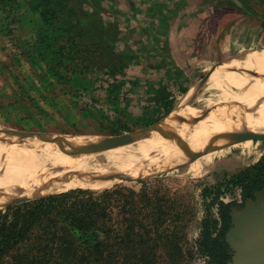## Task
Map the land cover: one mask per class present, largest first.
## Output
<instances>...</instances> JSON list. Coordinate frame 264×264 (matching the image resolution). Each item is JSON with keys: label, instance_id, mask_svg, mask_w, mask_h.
<instances>
[{"label": "rangeland", "instance_id": "obj_1", "mask_svg": "<svg viewBox=\"0 0 264 264\" xmlns=\"http://www.w3.org/2000/svg\"><path fill=\"white\" fill-rule=\"evenodd\" d=\"M133 1L137 7L136 13L141 17L148 15L149 5L159 0ZM194 4L202 22L225 11L222 7L228 5L226 0H195ZM115 6L121 15H118V21L122 34L127 33L136 23L129 11L133 6L131 0H88L87 5H80L78 9L80 13L87 11L90 20L94 18L99 27L111 32ZM77 7V0H0V130L23 129L26 133L32 131L48 138L47 141H41L34 136L21 140L16 136L0 134V152L3 146L12 148V140L18 139L59 163L116 164L125 162L128 157L130 159L127 161H131L159 137L168 124L179 122L182 115L186 116L183 122L185 126L190 124L194 114L185 112L176 117L183 105L195 107L199 114L207 113L205 116L208 119L231 116V99H225L224 96L230 93L243 94L256 78L264 77V55L261 56L264 50L252 52L243 62L234 61L217 67L209 79H204L201 74L190 77L191 89L187 91L182 86L180 91L175 90L174 103L169 111L163 109L157 113V105L152 101L136 100L130 107L132 122L124 129L119 114L124 110L128 112V107L121 102L119 106H113L108 100L107 83L104 82L106 78H97L101 75L98 70L103 69L107 62L93 61L85 56L84 64H70L68 69H61L56 66L57 62H53L52 53L39 44L40 41H46L44 38L48 34L47 41H52L53 28L60 27L63 21L66 24L68 20L74 19L73 13ZM71 9L75 10L71 12ZM46 11L47 14H43ZM84 49L85 53L92 51L86 46ZM189 49H193V43L185 50L179 47L177 57L181 66L187 68L188 74L193 75L195 70L205 67L207 63L198 58L195 60L193 54L187 53ZM257 59L255 69L250 70ZM245 73L250 77L246 89L240 91L235 86L219 90V86L228 85ZM259 102L264 104V97ZM15 109L21 120L16 123L4 117L7 111ZM228 119L236 120L234 117ZM200 122L194 123L178 137L166 159L146 178L62 190L27 191L24 193L28 194L25 198L10 203L1 202L0 211L5 213L8 207L71 191L101 193L106 189L123 187L129 193L134 192V209L137 211L141 209L146 213L149 209L147 200H153L154 197L169 209L165 223L155 233L160 264H215L206 255L204 233L206 229H209L212 237L221 233V203L229 204L234 225L228 239V264H264V251L254 255L250 246L252 226L260 219L258 214L264 205V191L242 207V189L230 183L263 160L264 140H248L237 144H226L223 140L219 142L221 145L210 142L191 152L203 153L207 149L225 147L203 153L192 161L186 155L190 148L181 153L174 151L186 133ZM162 123L163 129L160 130ZM155 124H158V130L154 134L141 140L133 139L138 135H147L149 132L139 131ZM132 133L126 138L111 140ZM252 133L255 137L264 136L254 131ZM54 138H61V141H49ZM84 145L92 146L80 151L79 147ZM2 165L0 157V168ZM144 196L146 199H141Z\"/></svg>", "mask_w": 264, "mask_h": 264}, {"label": "trees", "instance_id": "obj_2", "mask_svg": "<svg viewBox=\"0 0 264 264\" xmlns=\"http://www.w3.org/2000/svg\"><path fill=\"white\" fill-rule=\"evenodd\" d=\"M87 1L77 0V10H70H75L74 19L53 28L52 41H47L48 34L46 41L39 44L52 53L53 62L61 69H68L70 64H84L85 56L107 62L98 71L114 80L107 92L108 100L117 107L121 102L118 92L125 84L120 76L131 65L140 63L130 50H124L120 56L104 44V41H128L119 26L118 7H114L112 31L107 32L94 18L89 19L87 11L80 13L79 6L87 5ZM131 1V18H137L136 3ZM183 1L151 3L147 16L163 17L165 10L172 11ZM85 46L92 51L85 53ZM170 97L166 89L154 94L157 113L171 109L174 102ZM119 117L121 127L127 129L132 114L124 110ZM230 183L242 189L243 197L252 198L264 186V158ZM134 205V192L115 187L101 193L71 191L8 207L5 213L0 211V264H160L155 233L165 223L169 209L156 197L147 200L146 213L135 210ZM221 208L223 229L216 237L206 229L203 245L213 263L228 264L230 248L225 234L231 224L230 205L221 203Z\"/></svg>", "mask_w": 264, "mask_h": 264}, {"label": "crops", "instance_id": "obj_3", "mask_svg": "<svg viewBox=\"0 0 264 264\" xmlns=\"http://www.w3.org/2000/svg\"><path fill=\"white\" fill-rule=\"evenodd\" d=\"M194 1L184 0L172 11L165 10L163 17H139L137 14V18H132L136 20L134 27L123 34V37H128V41H104L116 55L122 56L127 49L135 53L139 60L140 65H131L120 76L125 84L118 93L129 113L136 100H152L154 103V94L159 89H166L173 100L175 90L180 91L182 86L187 91L191 89L190 77L201 74L204 79H209L217 67L234 61L243 62L250 53L264 50V0H226L228 5L222 7L225 11L205 22L200 19L201 15L194 7ZM191 43L193 49H189L187 53L193 54L195 60L198 58L207 63L205 67L195 70L193 75L188 74L187 68L181 66L177 57V53H180L178 48L183 47L185 50ZM258 59L250 66V70L255 69ZM97 78H106L104 82L107 83V91L112 87L114 80L107 73H101ZM229 112L231 116L220 119L212 117L192 127L174 152L181 153L188 148L190 151L198 150L201 147L199 144H208L223 135L225 136L220 141L225 140L224 143L229 144L236 136L254 131L250 123L239 125L228 117L257 116L264 119V115L246 108L231 107ZM4 117L14 123L21 121L16 109L7 111ZM256 125L264 133V127ZM14 132L26 133L23 129L16 128L0 130V134L20 138L12 134ZM28 133L31 134L32 131ZM219 142L217 144L221 145Z\"/></svg>", "mask_w": 264, "mask_h": 264}, {"label": "bare ground", "instance_id": "obj_4", "mask_svg": "<svg viewBox=\"0 0 264 264\" xmlns=\"http://www.w3.org/2000/svg\"><path fill=\"white\" fill-rule=\"evenodd\" d=\"M249 79V75L245 73L240 78L238 77L237 80L233 79L235 81L230 82L228 85L219 86V90L222 91L225 87L234 88L236 86V89L242 91L249 85ZM224 97L225 99H231L229 105H233L232 107L246 108L264 115V104L259 102L260 98L264 97V77L256 78L255 82L243 94L232 95L230 93ZM178 112V114L176 113L177 118L180 117V113L182 115L185 112H189V115L194 114V118H191L190 124L185 126L183 122L186 116L182 115L183 118L179 119V122L168 124L162 134L142 149L133 160L127 161L130 159L128 157L123 163L103 165L73 162L59 163L54 158L38 152L31 145L24 144L18 139L12 140V142L14 141V146L12 148L3 146V151L0 152V157L3 160V165L0 168V205L1 202L10 203L27 197L28 194H24L27 191L62 190L75 186L119 183L125 180H137L148 177L166 159L169 151L176 144L178 137L187 128L200 120L205 121L208 119L205 116L207 113L199 114L196 112L195 107L183 105ZM168 118L169 116L164 121ZM234 118H236L235 121L241 124L250 123L252 129L258 135L264 134L257 129L256 125V123L264 125V121L261 118ZM163 125L164 123L159 126L161 127L160 130L163 129ZM157 130L158 128L150 131L147 135H138L133 139L140 138L139 140H141L154 134ZM224 136L211 141V143H218ZM199 145L202 146L204 144Z\"/></svg>", "mask_w": 264, "mask_h": 264}, {"label": "water", "instance_id": "obj_5", "mask_svg": "<svg viewBox=\"0 0 264 264\" xmlns=\"http://www.w3.org/2000/svg\"><path fill=\"white\" fill-rule=\"evenodd\" d=\"M158 124H155L154 126H152L150 128H147L145 130H140L139 132H141V133L150 132V131H152L154 129H157ZM134 133H137V131L134 132ZM134 133L128 134V135H125V136H121V137H117V138H114V139H111V140L114 141V140H119V139H122V138H126L128 136L133 135ZM12 134L18 135L22 139H27V138H31V137L37 136L38 139H40L41 141H47L48 140V138H46L45 135L40 134V133H31V134H29V133H23V132H14ZM248 140H258V141L259 140H264V136L263 137H255L253 135V133H248L246 135L236 136L234 139H232L230 144H237V143L245 142V141H248ZM49 141H51V142H53V141H61V138H54V139L49 140ZM90 146H92V145H90ZM90 146H85V145L81 146V147H79V150L80 151L86 150ZM224 147H222V148H224ZM222 148L221 147L211 148V149L204 150L202 152L204 154H208V153H210L212 151L219 150V149H222ZM203 153H194V152H191V151H187L186 155L190 156L192 161H195L196 159L201 157ZM250 246H251V249H252V252H253L254 255L258 254L261 251H264V220L255 222L253 224L252 229H251V233H250Z\"/></svg>", "mask_w": 264, "mask_h": 264}, {"label": "flooded vegetation", "instance_id": "obj_6", "mask_svg": "<svg viewBox=\"0 0 264 264\" xmlns=\"http://www.w3.org/2000/svg\"><path fill=\"white\" fill-rule=\"evenodd\" d=\"M264 191V186H263V188L261 189V190H259V191H257V192H255L254 194H253V196H252V198H245V197H243V192L241 193V197H242V207L245 205V203L248 201V200H255L256 198H257V195L259 194V193H261V192H263ZM262 212L261 213H259L258 215H259V217H260V219H258V221H261V220H264V205L262 204ZM260 211V210H259ZM230 216H231V224H230V226H229V229H228V232L225 234L226 235V242H227V244L230 246V244H229V234H231V231H232V229H233V225H234V222H233V216H232V213H230ZM257 221V222H258Z\"/></svg>", "mask_w": 264, "mask_h": 264}]
</instances>
